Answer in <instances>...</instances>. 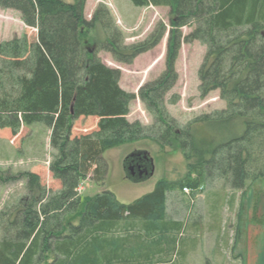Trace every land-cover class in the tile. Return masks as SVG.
<instances>
[{"label": "trees", "instance_id": "trees-1", "mask_svg": "<svg viewBox=\"0 0 264 264\" xmlns=\"http://www.w3.org/2000/svg\"><path fill=\"white\" fill-rule=\"evenodd\" d=\"M86 1L0 0L1 8L18 11L36 31L34 43L27 35L0 43L7 70H0V129L16 138L24 127L45 124L55 151L49 169L61 184L53 191L37 172L0 169V183L24 180L28 192L0 240V264H164L177 257L186 232L166 214L169 192H195L218 180L246 190L264 178V0H131L136 7L169 8L171 25L166 70L138 95L121 87L120 70L105 64L98 51L130 64L159 44L166 26L127 46L103 6L86 19ZM96 25L105 39L91 51L86 39ZM184 27L192 31L184 35ZM190 41L206 46L200 95L218 90L226 107L179 128L165 98L178 80L181 45ZM137 96L153 116L152 125L128 120ZM179 98L174 94L169 102ZM86 118L92 128L75 129ZM237 120H243L241 132L229 127L207 136L194 130ZM174 138L189 162L182 179H160L131 204L109 190L80 195L91 178L105 183L108 150L143 139L171 145Z\"/></svg>", "mask_w": 264, "mask_h": 264}, {"label": "rangeland", "instance_id": "rangeland-1", "mask_svg": "<svg viewBox=\"0 0 264 264\" xmlns=\"http://www.w3.org/2000/svg\"><path fill=\"white\" fill-rule=\"evenodd\" d=\"M102 6L109 11L127 46L145 41L160 24L166 26L159 44L137 55L130 64L115 61L107 51H98V56L105 64L120 70L121 87L138 95L142 85L156 80L166 70L171 31L169 8L136 7L131 0H87L86 19H92L95 11ZM18 13L0 7V43L22 40L26 35L30 43L36 42V31L20 24L23 21ZM191 31L190 27L182 29L184 35ZM103 39L105 32L101 25H96L89 32L87 46L93 51ZM205 52L206 46L199 41L183 42L181 45L175 63L178 80L165 98L167 110L177 120L179 128L200 115L226 107L218 90L206 97L200 95L198 71ZM5 67L0 59V70L7 71ZM174 94L180 98L173 105L169 100ZM90 120L83 119L81 125L76 121L75 129L79 126L90 130L93 126ZM128 120L139 121L143 125H152L154 122L138 96L131 102ZM215 126L208 128L198 125L194 130L207 136L215 133V130L222 132V135L227 132L225 128L229 127L241 132L243 120ZM172 142L171 145H161L154 140L143 139L108 150L104 154L108 165L105 183L97 184L91 178L79 188L80 195L82 198L91 197L109 190L121 203L131 204L151 192L160 179H182L187 173L189 162L181 153L175 138ZM135 150L148 151L155 166L154 174L139 182L130 180L124 169L125 160ZM54 154L50 146V130L43 123L24 127L16 138L10 130L0 129V169L12 173L37 172L44 186L58 191L61 184L53 178L49 169ZM27 193L24 180L0 183V240L5 236V229L10 217L16 212L15 208ZM167 196L168 218L182 222L186 232L180 244H183V248L179 249L177 257L166 258L164 264H264V178L246 190L232 189L218 180L195 192L177 190L169 192Z\"/></svg>", "mask_w": 264, "mask_h": 264}, {"label": "water", "instance_id": "water-1", "mask_svg": "<svg viewBox=\"0 0 264 264\" xmlns=\"http://www.w3.org/2000/svg\"><path fill=\"white\" fill-rule=\"evenodd\" d=\"M124 169L130 180L134 182L143 181L154 174V160L148 151L135 150L125 160Z\"/></svg>", "mask_w": 264, "mask_h": 264}, {"label": "built area", "instance_id": "built-area-1", "mask_svg": "<svg viewBox=\"0 0 264 264\" xmlns=\"http://www.w3.org/2000/svg\"><path fill=\"white\" fill-rule=\"evenodd\" d=\"M184 192H186V193H190L191 190H190L189 188H185V189H184Z\"/></svg>", "mask_w": 264, "mask_h": 264}, {"label": "crops", "instance_id": "crops-1", "mask_svg": "<svg viewBox=\"0 0 264 264\" xmlns=\"http://www.w3.org/2000/svg\"><path fill=\"white\" fill-rule=\"evenodd\" d=\"M18 16L21 18L20 13H18ZM20 24L24 25V27L26 26V25L24 24V22H21ZM28 28H29V27H28ZM90 123H91V120H90ZM92 124H93V123H92Z\"/></svg>", "mask_w": 264, "mask_h": 264}]
</instances>
